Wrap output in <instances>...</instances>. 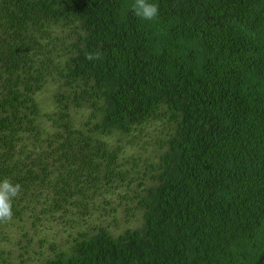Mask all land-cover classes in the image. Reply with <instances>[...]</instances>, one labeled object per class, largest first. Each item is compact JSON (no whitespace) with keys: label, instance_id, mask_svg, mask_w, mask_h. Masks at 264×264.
Segmentation results:
<instances>
[{"label":"trees","instance_id":"1","mask_svg":"<svg viewBox=\"0 0 264 264\" xmlns=\"http://www.w3.org/2000/svg\"><path fill=\"white\" fill-rule=\"evenodd\" d=\"M150 2L153 21L132 0H0L13 215L85 213L104 190L136 218L77 231L42 264H264V0ZM150 131L156 147L127 167L116 137Z\"/></svg>","mask_w":264,"mask_h":264},{"label":"rangeland","instance_id":"2","mask_svg":"<svg viewBox=\"0 0 264 264\" xmlns=\"http://www.w3.org/2000/svg\"><path fill=\"white\" fill-rule=\"evenodd\" d=\"M53 85L47 83L37 94L36 99L41 112L51 110ZM83 108L73 112V118L79 123L85 118ZM146 131V130H145ZM156 131H150L142 136L116 137L123 146V155L128 158L126 166H130V155L139 157L140 166L149 156L154 145ZM150 135V136H149ZM112 136L106 137L108 141ZM104 196L105 201L99 197ZM122 199L104 190L92 197L89 210L85 213L76 212L75 208L49 211L41 210L42 205L34 208V213L23 210L19 216L13 215L8 223H0V264H42L43 259L51 255V246L65 248L72 242L77 231L87 230L96 224H103L109 231L116 233L124 227L131 226L136 218L126 212ZM107 201V202H106Z\"/></svg>","mask_w":264,"mask_h":264},{"label":"clouds","instance_id":"3","mask_svg":"<svg viewBox=\"0 0 264 264\" xmlns=\"http://www.w3.org/2000/svg\"><path fill=\"white\" fill-rule=\"evenodd\" d=\"M131 11L138 18L153 21L158 17V5L150 0H132ZM87 59H100L99 54H88ZM19 183H13L10 179L0 180V223H8L13 217L12 203L22 192Z\"/></svg>","mask_w":264,"mask_h":264}]
</instances>
